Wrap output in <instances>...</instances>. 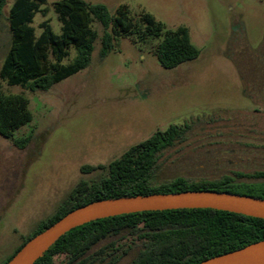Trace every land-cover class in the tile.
<instances>
[{
    "label": "rangeland",
    "instance_id": "1",
    "mask_svg": "<svg viewBox=\"0 0 264 264\" xmlns=\"http://www.w3.org/2000/svg\"><path fill=\"white\" fill-rule=\"evenodd\" d=\"M42 6L33 26L61 23ZM111 12L152 14L166 30L186 27L200 56L165 69L153 53L161 39L115 40L100 58L103 28L91 65L46 92L8 86L30 100L33 121L14 138L32 134L25 149L0 135V264H5L40 224L53 216L81 182L98 183L107 167L157 131L188 122L185 140L159 157L156 183L198 181L264 170V0H85ZM7 0L0 18V70L11 43ZM75 52L65 60L67 64ZM83 167L95 170L82 171ZM237 181L249 182L246 178ZM64 257L56 258V264ZM129 259L120 264H128Z\"/></svg>",
    "mask_w": 264,
    "mask_h": 264
},
{
    "label": "trees",
    "instance_id": "2",
    "mask_svg": "<svg viewBox=\"0 0 264 264\" xmlns=\"http://www.w3.org/2000/svg\"><path fill=\"white\" fill-rule=\"evenodd\" d=\"M7 0H0V18ZM47 0H15L8 21L11 43L0 70L8 86L31 92H46L91 65L99 38L95 24L103 28L99 56L114 49L115 40L129 37L135 44L161 39L153 53L165 69H175L196 60L200 50L192 43L188 28L166 30L152 14L133 16L127 6L114 12L103 3L57 0L53 9L61 23L57 34L48 20L33 26ZM71 51L75 52L71 62ZM33 121L30 100L24 94L6 93L0 85V135L25 149L32 134L14 138L17 130ZM191 124L171 125L129 148L107 167V177L98 183H79L58 211L42 222L9 261L38 234L70 212L95 202L152 194L215 191L264 199V170L234 173L217 179L192 181L183 177L156 183L161 153L185 140ZM95 170L83 167L82 171ZM246 178L251 181H237ZM1 220V219H0ZM264 241V219L216 209H177L123 214L91 221L61 236L34 264H203L211 259Z\"/></svg>",
    "mask_w": 264,
    "mask_h": 264
},
{
    "label": "water",
    "instance_id": "3",
    "mask_svg": "<svg viewBox=\"0 0 264 264\" xmlns=\"http://www.w3.org/2000/svg\"><path fill=\"white\" fill-rule=\"evenodd\" d=\"M177 209H216L264 219V199L215 191H188L101 200L70 212L35 236L8 264H34L61 236L91 221L130 213ZM203 264H264V241Z\"/></svg>",
    "mask_w": 264,
    "mask_h": 264
}]
</instances>
